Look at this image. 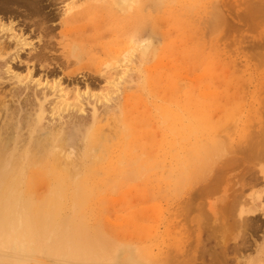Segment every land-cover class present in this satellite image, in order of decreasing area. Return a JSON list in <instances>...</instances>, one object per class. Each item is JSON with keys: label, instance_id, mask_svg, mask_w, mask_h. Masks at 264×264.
I'll return each mask as SVG.
<instances>
[{"label": "rangeland", "instance_id": "374dc122", "mask_svg": "<svg viewBox=\"0 0 264 264\" xmlns=\"http://www.w3.org/2000/svg\"><path fill=\"white\" fill-rule=\"evenodd\" d=\"M9 1L13 4H7ZM52 1L43 0L45 11L31 15L32 11L24 6L19 8L14 0H0V6H11L0 7V24L14 25L17 34L32 44L22 51L19 60H11L12 50L8 56L0 57V133L4 132L5 137L9 135L5 129H9L13 131L11 137H15L13 134L19 129L24 141L28 140L27 125L37 112V107H33L34 79L63 83L62 88L68 89L71 98L77 92L75 88L84 91L87 87L100 98L115 96L114 107L121 105L122 90L126 89L124 95L130 99L128 104L123 102L119 122L113 117L109 123L104 116L100 119L104 138L109 137V144L116 147L109 155L97 150L96 154L103 157L94 168L100 169V164L105 166L112 158L110 163L114 164V169L108 167L110 163L107 165V173L95 172L94 187L92 181L89 183L87 189L97 196L82 201V207L77 202L73 205L74 201L62 203L56 213L58 220L54 215L56 221L63 222L69 216L76 230L80 228L81 233L88 234L87 242L79 235L84 243L89 242L86 249L91 248L93 238L94 254H88L95 259L99 250L110 253L108 262V257L104 254L105 262L101 253L102 262L97 259L93 263L84 256L86 251L81 254L86 263L78 262L264 264V0H129L134 8L130 13L122 12L127 6L123 4L125 0H58L53 5ZM72 4L78 7L70 11L71 15L91 11L74 28L66 24ZM138 4L142 11L146 10L150 21L147 31L134 41L138 44H131L124 37V20L136 16ZM140 44H148L150 52L138 67ZM132 46L134 53L130 52ZM128 56L136 61L130 73L132 83H127L129 75L108 73L117 58L126 60ZM7 62L14 73H1ZM16 74L30 81H25L30 91L20 97L21 94L16 95ZM108 77L113 84L108 83ZM109 84H118L120 91ZM21 91L24 92L23 88L17 92ZM72 109L60 114L71 123L69 131L80 120L89 122L91 115L86 106L81 115L79 108L76 112ZM100 110L105 113L104 106ZM58 115L54 119L51 116L55 123L61 119ZM118 127H126L127 149L123 155L119 151L122 144L117 145L121 130ZM115 130L117 139L113 137ZM46 132L41 131L42 138L47 137ZM193 132L200 135L199 141ZM182 137L185 142H180ZM190 144H194L193 149ZM73 145L71 151L79 155L83 144L77 138ZM182 148L190 152L192 149L193 158ZM210 148L220 154L210 153ZM202 151H206V156ZM195 152L198 161L194 159ZM178 162L183 164L181 169ZM205 163H210L206 164L209 167ZM39 183L35 185L37 195L48 190ZM40 202L35 201V207L42 206ZM19 243L0 249V264L77 263L64 260L66 255L51 256L43 249L38 254L33 247L29 249V244H23L27 246L23 248ZM94 246L103 249L98 247L97 251ZM25 248L29 252H24Z\"/></svg>", "mask_w": 264, "mask_h": 264}, {"label": "bare ground", "instance_id": "6f19581e", "mask_svg": "<svg viewBox=\"0 0 264 264\" xmlns=\"http://www.w3.org/2000/svg\"><path fill=\"white\" fill-rule=\"evenodd\" d=\"M42 1L43 0H14L16 6H18L19 8H21L20 6H22V7L24 6V8L26 7V10L28 12H29V10L32 11L31 15L42 14L45 11V10L43 11V8H42V7H44ZM57 1L58 0L52 1V5L54 3H56ZM61 1L62 0H60V2ZM10 3L13 4V2H11V1L7 2V4L11 5ZM7 4L3 5V3H1V6L6 7V6H8ZM123 4L127 5L125 8L122 9L123 10L122 12L125 11L124 13H126V11H128V13H130V10L134 9L132 7L133 4H131L129 0H125ZM10 7L8 6V8H10ZM77 7L78 6H76L74 4L68 10L70 16H69L68 20L66 19V24H68L67 26H69V27L72 26V28L80 26V24L84 20V18L86 20L90 16V13H91L90 10H88V11L83 10L82 12L80 11V12H77L76 14L74 13L73 15H71L72 11L75 10V8L77 9ZM148 7L146 9H148ZM138 9L139 10L136 12L135 17L128 16V18H126L124 20V22H126V26L124 29V33H125L124 37L127 38V40L131 42V44L136 43L134 41H137L142 36V33L147 31V28H148L147 25L150 21L149 15L145 12L146 10L145 11L141 10L140 4H138ZM70 11H71V13H70ZM12 12H13V10H12ZM20 13H21V11H20ZM212 21H213V19H212ZM80 28L82 30V28H84V27H80ZM44 30H45V28H44ZM48 31H49V28H48L47 32ZM77 31H78V29H77ZM50 33H49V35H50ZM2 40H5V41L3 42ZM26 40L23 39L22 35L17 34L14 25L10 24V26H6V24L5 25L0 24V57L8 56L9 55L8 51L12 50L14 52H13V54H11L12 55L11 60L12 61L19 60L20 54L22 53V51L25 49L27 50V48H29L32 45V44L28 43L29 41L27 42ZM136 44H138V43H136ZM134 46H136V45H134ZM139 46L141 47V44ZM50 47H51V45H50ZM141 48L142 49L140 50L141 54L139 56V64L138 65L136 64V61L133 60V58H131V56L126 57V60H121V59L117 58L116 61L114 62V64H112L110 71H108V73H124L123 76L129 75V80L127 81V83H132L133 78H132L130 73H132L133 68L135 67V64H136V66L141 67V64L145 62V60L148 56V53L150 52V47L148 44L146 46H142ZM128 50H130V49H128ZM130 52L134 53L135 48L131 49ZM45 55H47V53ZM45 55H43V58ZM35 58L36 57H34V59ZM136 58H138V57H136ZM45 59H46V57H45ZM64 59H65V57H64ZM66 59L68 62L67 57H66ZM65 65H66V63H65ZM124 65H129L132 67H129V66L125 67ZM51 70H53V69H51ZM1 73H14V72L11 71L10 64L7 62V65L4 66L3 69H1ZM29 73H30V71H29ZM29 73H28V75H29ZM30 75H31V73H30ZM30 75H29L28 79L30 78ZM68 76H70V74L67 75L66 77H68ZM14 77L17 79V83H18V88L16 90L17 96H18V94H21V95H19V97L23 96V94L25 95V93L30 91L31 87L27 86V83L25 82L28 79H26V78L22 79L20 77V75L18 76L17 74ZM107 79H108L107 80L108 83H112V81H110V80H112L111 77H108ZM40 80L34 79L31 81L32 85H34V89H33L34 94H32V96L34 97L35 101L33 102L31 99H27V100H31L30 103L36 102L35 105L33 104V107L34 106L37 107V109H36L37 112L35 111L36 113L34 114L35 118L33 119L32 122L29 121L30 123L27 125V127H28L27 130L30 132L28 140L24 141L25 140L23 138L24 135L21 134V130H19V129L16 130V132L14 131L15 133L13 135H16L15 137L14 136L11 137L12 135H10L11 134L10 132H13V131L12 130L8 131L9 129H7V130L5 129V131H7L10 136L5 135V137H4L3 131H2L3 133H0V249L4 250V249H2L3 246H7V247L9 246L8 248H10V245H15V244L18 245V242H20L19 243L20 246H21V244L22 245L27 244V246L29 244V249L31 250V247H33L34 250H37V252L39 251L38 254H40V249H43L49 255H51V254H53V255L61 254V256L66 255V257L63 258L64 260L66 258V260L68 259L67 261H70V260L72 262L76 261L77 262L76 264L79 263L78 261H80V263L82 261L83 262L85 261V263H86V260H83V259H85L86 256H87V259H89V258L92 259L91 262L94 261L97 263L98 262V261H96L97 259L100 262H102V260H100L101 259L100 258L101 253H103L102 254L103 260L105 257H108V259H107V262H108L110 256L107 255L108 252L106 253V251H107L106 249H104V251L106 250L105 253L103 250L102 251L99 250L100 253L95 251L96 252L95 254L99 253L96 256L97 259L94 258V255L92 256V255L88 254L89 252L91 254H94L93 253L94 249L93 250L91 249V248H93V245L96 244V243H92L93 238L91 241L89 239V241L92 243V244L90 243L91 248L89 247L90 249L89 248L86 249V247H84V246L88 245L89 242L84 243V241L85 242L88 241V240L86 241V239H85V237L88 238L87 237L88 234H86L87 235L86 236L84 233H81L82 231L79 230L80 228L78 230H76L77 228L74 227L72 224V221H74V220L73 219L71 220L70 218L68 219L69 216L67 217L65 222L56 221V217L58 216V215H56V213H59L60 210L58 211V209H60L59 206L62 205V203H64L63 205H65V202L67 203L69 201H74V202H72L73 205L75 202H77V205H79L80 203H83L82 201H84L86 199L89 200V198H94L95 196H97V194L94 195L95 192L89 191V189H87V187L90 188L89 183H91V181L93 182L95 172H98L99 170L106 171L105 169L107 168V165L111 162V160L113 161V158H112L109 163L107 162V165L103 164L105 166H101V164H100V166H99L100 169L97 168L98 166H96L94 168L93 165L100 163L102 161V157H103V156L96 154L98 152L97 150L101 151L100 154L109 155L112 153V151H114V147H116L115 145L111 146L109 144V142L111 141V140L109 142L107 141L109 139V137H107L108 139H106V137L104 138L103 128L101 125H99V124H102L101 123L102 121L100 119H102L104 116L105 119L108 120V123H109V118L113 117V119L116 120V122H117L119 117H121L123 114V108H122L123 102L125 104H128L130 99L124 95L126 93L125 87H123L125 90L121 89L122 90V92H121L122 98L120 97L122 100V102L120 101L121 105L116 106V107L113 106V101L117 99V98L115 99V96L104 97L105 96L104 95L103 98H100L102 96L99 97V95L93 94L90 90L91 88L89 89V87H87L86 90H84V91L79 89V88H77V89L75 88V91H77V92L74 91L76 94L74 93L75 96L73 98H71L68 96L70 93L68 91V89L66 87L65 88L67 90H64V88H62L63 86L61 84H63V83L59 84L56 81H55L56 83H54V81H53V83L50 84V83H47L48 81L42 82ZM29 83H30V81H29ZM112 84H109V85L112 86L113 88H118V84H115V85H112ZM21 88H23L24 92H22V91H21V93L17 92L18 89H21ZM127 88H128V86H127ZM118 91H120L119 88H118ZM30 96L31 95H28L29 98H30ZM120 98L118 97V99H120ZM114 105H116V103ZM48 106H50V107H48ZM85 106L87 109L88 108L91 109V112H90L91 115L89 117L90 121L87 122L88 120L87 121L84 120L85 122L83 121L81 123V120H80V123L72 125L70 127L71 130L69 131L68 125L71 123L68 122V120L66 119V116L63 117V115L61 116L60 114H63V113L65 114L66 112H69L72 108H73L72 110L74 112H76L77 110L75 111V109L79 108V110L77 112H78V114L80 113V115H81V114L85 113V110H84ZM102 106L105 107V110H103V111H105V113L101 112V110H100V108H102ZM58 113L61 116L60 117L61 119L59 118L60 119V120H58L59 123H55V121L53 120L55 118L54 115H56ZM102 113H104V115ZM46 116H47V118L50 117V119L48 118L49 121H46V120H48V119H46ZM51 116L53 117V119H51L52 118ZM70 118H71V116H70ZM44 121L48 122L49 124L46 126L44 124ZM19 122H21V119L19 120ZM116 122H115V124H116ZM118 122H119V120H118ZM116 125H115V127H116ZM12 128L13 127L11 126L10 129H12ZM122 128L123 127L119 128V129H121V130H119V133H118L119 136L116 134L117 130H115V133H113L114 134L113 137L116 138L115 134L118 137V139L116 138L117 141L119 140V142L117 144L118 147L122 144V146L119 148V151H122L121 155H123V152L126 153V149H127L126 142L124 140V138H125L124 132L126 130V127H124L123 129ZM43 130H47V132H46L47 137L42 138L43 135H40V134H42L41 131L43 132ZM224 130H226V129H224ZM192 131L193 130H191V132ZM194 131H196V129ZM7 132H5V133L8 134ZM197 132H193V133L197 134ZM193 133H191V135L195 136L196 134L194 135ZM46 134H44V135H46ZM218 135H219V133H218ZM197 136H198V134L195 137L196 139L199 138L200 135L198 137ZM76 137L78 138V141L83 144V146H81V149L78 150V151H80L79 155L77 152H76L77 155H75L76 153L74 154L71 151V149L73 147H75L74 146L75 144L73 145V142L75 141V139H77ZM183 137H182V139H180V142L181 141L185 142V139H183ZM185 138L187 139V137H185ZM189 138L190 139H188V140H191L190 136H189ZM193 140L195 141L194 137H193ZM197 140L199 141V139H197ZM198 141H197V143H198ZM72 145H73V147H72ZM187 145H188V143H187ZM197 145H199V144H196V146ZM190 146L192 147V146H194V144L193 145L190 144ZM190 146H188V148ZM199 146H201V144ZM261 146H262V144H261ZM77 148L79 149V147H77ZM115 149L117 150V148H115ZM192 149H193V147H192ZM192 149H191V152L188 151V149L187 150L183 149L185 151V153H188L189 155L185 154V153L184 154L188 155V156H190L192 154L194 155V152L192 153ZM200 149H203V150L207 149V151H208V148L204 149L202 147ZM200 149H198L199 152H200ZM176 150L179 151V149H176ZM209 150H210V153H215L214 151H217V149H213V151H211V148ZM256 150H254V151H256ZM178 151H176V152H178ZM186 151H188V152H186ZM202 152H205L204 154L206 156V154H207L206 151H202ZM116 153L118 154V152H116ZM72 154H74L75 157H73ZM178 154H179V152H178ZM107 155L105 156V158L107 157ZM119 155H120V152H119ZM193 155H192V157L191 156L190 157L193 158ZM200 155H201V152L199 153V156ZM180 156H182V153ZM213 156H215V155H213ZM120 157L123 158L122 156H120ZM178 157H179V155H178ZM195 157H196V152H195L194 159H195ZM180 158L181 157H179V159ZM207 158L209 160L208 162H210V159H209L210 157H207ZM108 159H110V158H108ZM188 159H185V160H188ZM199 159H200V157H199ZM218 160H220V159L218 158ZM114 161H115V159H114ZM120 161H121L120 162V166H121V163L123 164V162H122V160H120ZM180 161H181V159H180ZM195 161H198V160L195 159ZM201 162L202 161L200 160V163ZM117 163H119V161ZM183 163L186 164V162H183ZM179 164L180 163L178 162V165ZM198 164H199V162H198ZM206 164H210V163H205V166H206ZM116 165L119 166V164H116ZM181 165H183V164H181ZM181 165H179L180 169L182 167ZM201 165L203 166V164H201ZM210 166H212V164ZM108 167L111 169L112 168L114 169V164L110 163L108 165ZM176 167H178V166H176ZM206 167H209V166L207 165ZM117 168H115V169H117ZM195 168H196V166H195ZM123 169L125 170V168H123ZM183 169H184V166H183ZM209 169H207V171ZM201 170H203V168H201ZM106 173H107V171H106ZM208 174H210V173H208ZM201 176H202V174H201ZM39 182H41L42 185H44L43 187H45L48 190L45 192H42V194H40V195H37L35 193V188H37V187H35V185H37V183H39ZM93 183L94 184H91L92 186L95 185V182H93ZM95 187H97V186H95ZM35 201H38V202L41 201L40 203H42V206L35 207L36 206L34 203ZM69 205H70V203H69ZM73 205H72V208L74 209ZM81 205H85V204H80L79 207H82ZM54 215H56L55 218H54ZM81 218L83 219V216ZM57 220H58V217H57ZM59 220H61V218ZM82 221H84V220H82ZM85 227H87V226H85ZM82 229H84V228H82ZM76 233H78V235ZM79 233H81V234H79ZM79 235L80 236L82 235V237L84 236L83 238L85 240L82 239V237H79ZM93 242H94V240H93ZM83 244H85V245H83ZM97 245H99V244L97 243ZM110 245H109V248H110ZM27 246L23 245V248L27 247ZM80 246H82L83 248L81 249ZM102 246L104 247V245H102ZM12 247H14V246H12ZM96 247H97V249L94 246V248L97 251H98V247L103 249V247H101V246H96ZM8 248H6L7 251H9ZM16 248H14L15 252H16ZM107 249H108V247H107ZM23 251L25 252L26 248ZM44 251H43V253H44ZM86 251H88V252H86ZM26 252H29L28 249ZM37 252L34 251L35 254H37ZM85 252L90 256H88ZM114 252H115V250H114ZM114 252H113V254H114ZM84 253L86 255H84ZM81 254H83L85 256L84 257L82 255L83 259L81 258ZM104 254H105V257H104ZM108 254H110V253H108ZM57 257H58V255H57ZM104 261H103V263H104ZM87 264H89V263H87ZM90 264H92V263H90Z\"/></svg>", "mask_w": 264, "mask_h": 264}]
</instances>
